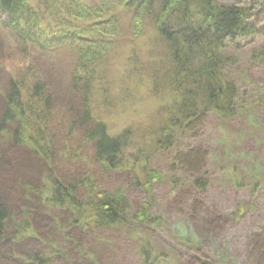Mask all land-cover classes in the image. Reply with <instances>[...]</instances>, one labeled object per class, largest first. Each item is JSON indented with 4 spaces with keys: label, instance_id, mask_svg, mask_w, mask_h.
<instances>
[{
    "label": "rangeland",
    "instance_id": "rangeland-1",
    "mask_svg": "<svg viewBox=\"0 0 264 264\" xmlns=\"http://www.w3.org/2000/svg\"><path fill=\"white\" fill-rule=\"evenodd\" d=\"M78 1L87 6L85 11H91L87 16L100 14L102 8L109 9L105 0ZM239 2L254 9L249 23L256 28V33L234 40L229 47L235 56L230 73L240 91L236 114L230 118L210 114L204 127L197 130L202 143L194 149L200 154L191 158L209 180L207 189L198 194L190 188L174 189L171 176L188 162L177 157V161L186 163L175 162L173 152L157 148L156 137L152 135L173 112L172 105L169 106L174 94L169 86L173 72H170L165 45L150 26L144 25L142 30L130 27L131 15L125 8H115L121 11L122 28L114 37L112 48L102 56L105 63L101 61L88 105L92 117L105 122L110 134L130 129L133 137L129 149L139 150V157L143 154L149 157L146 161L141 156L139 166L156 168L163 175L150 194L139 195L141 189L137 186L128 188L132 202L141 197L142 203L166 219V227L162 231L157 227L156 232L170 254L161 251L163 246L159 244L158 264H264V6L261 5L264 0ZM48 15L53 16L45 15L47 20ZM87 16L72 18L82 33L90 36V31L97 34L104 28L96 23V27L89 26L92 19ZM86 28H90L89 32ZM77 59L78 54L68 47L46 52L34 50L31 56L25 57L11 31L0 20V127L9 82L18 76L35 74L47 83L53 94L50 121L44 132L56 142L52 151L58 152L60 171L64 173L76 167L79 179L93 180L88 149L77 144L78 131L71 125V119L82 108L81 93L69 87ZM5 127L0 130V193L10 205L11 220L27 222L30 228L19 240L8 235L2 241L0 264H28L36 252L46 250L43 240L62 238V232L52 219L55 209L48 203H24L16 198V181L23 163L10 147L7 151L6 140L10 141L13 126L9 122ZM31 136H38L37 129ZM194 143L182 140L181 145ZM70 145L71 153L69 149L67 152ZM192 171L185 168L179 174L185 177ZM118 174L105 176L100 186L110 190L123 188L125 174ZM24 181L26 177L22 184ZM83 192H87L86 187ZM13 202L14 206L10 204ZM118 233L113 231L106 238L104 245L109 247L94 245L90 252L107 264H140L134 248L125 250L128 244ZM115 238L118 243H113ZM85 258L81 259L83 264H93ZM52 264H61V260H54Z\"/></svg>",
    "mask_w": 264,
    "mask_h": 264
},
{
    "label": "trees",
    "instance_id": "trees-1",
    "mask_svg": "<svg viewBox=\"0 0 264 264\" xmlns=\"http://www.w3.org/2000/svg\"><path fill=\"white\" fill-rule=\"evenodd\" d=\"M239 1L114 0L111 4L105 0L109 9L102 8L100 14L87 16L91 11H85L87 6L78 0H36L35 3L34 0H0L2 25L15 33L18 49L29 54L34 48L46 51L68 47L78 54L69 87L81 93L82 108L71 119V125L78 131L77 144L88 149L90 173L93 172V180H86L78 178L76 167L64 173L60 171L58 152L52 151L56 142L44 132L53 102L47 83L31 74L29 68L26 72L30 76L11 79L0 130L12 123V137L6 140L7 151L10 147L23 163V170L17 176L16 198L24 203H48L55 209L52 219L62 232V238L58 236L52 242L43 240L46 250L36 252L28 264H52L54 260H61V264H83L81 259L85 257L89 263L107 264L90 250L94 245L109 247L104 245L106 238L116 230L128 244L125 250L134 248L140 264H158L159 244L163 246L161 251L170 254L156 232L157 227L161 231L166 227V219L142 203L141 197L132 202L128 190L137 186L141 189L139 195L150 194L163 175L156 168L139 166L141 156L145 155L139 157V150L129 149L133 137L130 129L110 134L105 122L92 117L88 105L90 94L98 79V69L105 63L102 56L112 48L114 37L122 28L121 11L115 8H125L131 15L130 27L142 30L146 25L155 31L165 45L173 72L169 84L174 92L169 104L173 112L153 130L155 146L173 152L175 162L176 157L188 162L171 176L174 189L190 188L194 194L202 193L209 180L191 158L200 154L194 149L202 143L197 130L204 127L210 114L220 118L236 114L240 91L230 73L235 56L229 47L234 40L256 33L249 23L254 9ZM47 14L53 16L48 15L47 20ZM77 16L92 19L91 27H96V23L104 28L97 34L90 31V36L82 33L72 19ZM89 29L86 28L88 32ZM36 129L38 136L32 137L31 132ZM182 140L195 143L183 147ZM68 149L71 153V145L67 152ZM145 158L149 160L148 156ZM185 168L193 170L186 178L179 174ZM120 172L125 174L126 186L113 190L100 186L105 176ZM23 177L26 181L22 184ZM83 187L87 188L86 193ZM9 206L0 193V246L8 235L19 240L28 233L27 222L11 220ZM118 242L115 238L113 243Z\"/></svg>",
    "mask_w": 264,
    "mask_h": 264
}]
</instances>
